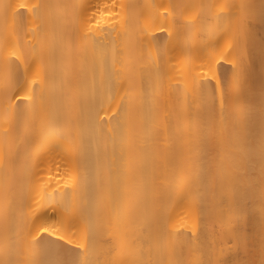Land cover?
Segmentation results:
<instances>
[{
  "label": "bare ground",
  "instance_id": "bare-ground-1",
  "mask_svg": "<svg viewBox=\"0 0 264 264\" xmlns=\"http://www.w3.org/2000/svg\"><path fill=\"white\" fill-rule=\"evenodd\" d=\"M0 264H264V0H0Z\"/></svg>",
  "mask_w": 264,
  "mask_h": 264
}]
</instances>
